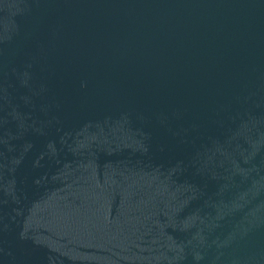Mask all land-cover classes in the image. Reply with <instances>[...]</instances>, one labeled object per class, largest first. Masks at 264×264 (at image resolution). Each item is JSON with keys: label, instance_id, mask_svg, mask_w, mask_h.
Here are the masks:
<instances>
[{"label": "water", "instance_id": "95a60500", "mask_svg": "<svg viewBox=\"0 0 264 264\" xmlns=\"http://www.w3.org/2000/svg\"><path fill=\"white\" fill-rule=\"evenodd\" d=\"M0 264H264V0H0Z\"/></svg>", "mask_w": 264, "mask_h": 264}]
</instances>
